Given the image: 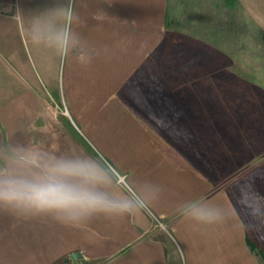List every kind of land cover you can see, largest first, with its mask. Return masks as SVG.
<instances>
[{
	"label": "crops",
	"instance_id": "crops-1",
	"mask_svg": "<svg viewBox=\"0 0 264 264\" xmlns=\"http://www.w3.org/2000/svg\"><path fill=\"white\" fill-rule=\"evenodd\" d=\"M52 2L0 0V145L87 153L117 180L152 181L163 192L122 221L67 226L0 213V264H262L239 201L195 157L200 128L213 126L216 76L206 64L211 78L201 79L198 52L167 39L169 0H73L74 30L93 49L87 63L26 34ZM193 198L220 206L224 221L183 219L178 205Z\"/></svg>",
	"mask_w": 264,
	"mask_h": 264
},
{
	"label": "rangeland",
	"instance_id": "rangeland-1",
	"mask_svg": "<svg viewBox=\"0 0 264 264\" xmlns=\"http://www.w3.org/2000/svg\"><path fill=\"white\" fill-rule=\"evenodd\" d=\"M239 3L169 0L167 39L198 52L201 79L216 76L213 126L200 128L195 157L239 201L264 264V0Z\"/></svg>",
	"mask_w": 264,
	"mask_h": 264
},
{
	"label": "clouds",
	"instance_id": "clouds-1",
	"mask_svg": "<svg viewBox=\"0 0 264 264\" xmlns=\"http://www.w3.org/2000/svg\"><path fill=\"white\" fill-rule=\"evenodd\" d=\"M79 19L73 0H53L42 14L26 22L25 32L62 59L75 55L87 63L93 49L74 30ZM162 192L160 185L148 180L129 178L119 183L105 161L87 153L32 143L0 145V213L48 217L67 226L100 216L122 221L154 206ZM177 211L186 221L205 226L218 225L226 216L220 206L204 198L184 201Z\"/></svg>",
	"mask_w": 264,
	"mask_h": 264
},
{
	"label": "trees",
	"instance_id": "trees-1",
	"mask_svg": "<svg viewBox=\"0 0 264 264\" xmlns=\"http://www.w3.org/2000/svg\"><path fill=\"white\" fill-rule=\"evenodd\" d=\"M246 224H247V221H246ZM247 227V225H246ZM249 227V225H248ZM248 227H247V233H246V236H247V241L249 243V247L251 248L252 251H254L257 255H262L263 251L257 247L255 241L251 238V234L249 233L248 231Z\"/></svg>",
	"mask_w": 264,
	"mask_h": 264
},
{
	"label": "water",
	"instance_id": "water-1",
	"mask_svg": "<svg viewBox=\"0 0 264 264\" xmlns=\"http://www.w3.org/2000/svg\"><path fill=\"white\" fill-rule=\"evenodd\" d=\"M80 256H81V254H80L79 252H72L71 255H70V257H71V259H72L73 261H75L76 258H77V257H80Z\"/></svg>",
	"mask_w": 264,
	"mask_h": 264
},
{
	"label": "built area",
	"instance_id": "built-area-1",
	"mask_svg": "<svg viewBox=\"0 0 264 264\" xmlns=\"http://www.w3.org/2000/svg\"><path fill=\"white\" fill-rule=\"evenodd\" d=\"M118 181L124 183V182H125V181H124V176H120V175H118Z\"/></svg>",
	"mask_w": 264,
	"mask_h": 264
}]
</instances>
